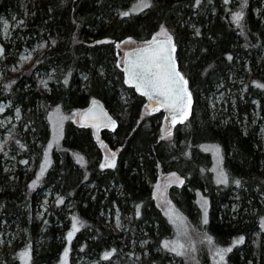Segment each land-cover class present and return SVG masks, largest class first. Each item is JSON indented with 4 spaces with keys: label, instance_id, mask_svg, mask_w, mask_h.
<instances>
[{
    "label": "trees",
    "instance_id": "1",
    "mask_svg": "<svg viewBox=\"0 0 264 264\" xmlns=\"http://www.w3.org/2000/svg\"><path fill=\"white\" fill-rule=\"evenodd\" d=\"M135 3L149 6L133 12L129 6ZM14 18L23 24L4 43V63L9 66L27 48L41 55L30 71L6 75L10 79L0 87V101L11 103L0 119L20 113L11 149L21 152L18 170L9 173L0 158V206L1 219L31 244L30 264L59 261L69 208L80 224L70 249L87 259L114 264L122 255L126 261L141 256L139 264H188L169 249L174 226L153 198V185L170 172L185 180L169 193L192 226L221 247L244 240L227 264H264L263 249L257 257L249 240L254 230L264 233V140L252 126L257 116L264 123V0H0V20ZM162 27L173 37L194 99L191 115L174 124L170 140L161 137L165 112L143 115L146 99L128 85L117 56L120 42H149ZM222 93L226 99L219 103ZM93 100L103 102L118 122L115 131L102 132L103 144L116 155L106 169L91 130L69 119L61 147H47L53 112L68 116ZM212 147L222 153L226 183L217 177ZM48 152L52 159L41 184L53 192L51 202L59 194L61 204L50 209L52 224L43 232L32 218L41 198L27 192L23 170L34 156L40 172ZM200 197L208 201L205 214ZM115 210L128 219L121 220V232L114 218L105 223L104 213ZM105 253L111 255L106 259ZM6 255L0 264H19L16 253ZM199 259L209 264L203 248Z\"/></svg>",
    "mask_w": 264,
    "mask_h": 264
},
{
    "label": "rangeland",
    "instance_id": "2",
    "mask_svg": "<svg viewBox=\"0 0 264 264\" xmlns=\"http://www.w3.org/2000/svg\"><path fill=\"white\" fill-rule=\"evenodd\" d=\"M29 1V0H28ZM142 4H137L133 6H129V9H131L133 12H137L143 7H140ZM242 15V11L240 12ZM23 24V20L19 18H14L13 22H9L5 19L0 20V87H5L7 80L10 78H6V75L16 76L19 74H23L29 71L33 67V65L36 63L38 58L40 57L41 53L37 48L34 49H26L24 50L20 55H18L17 59L12 63L6 65L4 63L5 61V55L3 54V51L5 50V42L12 41L15 34L17 33V30H20V26ZM162 29L166 31L167 35L161 34ZM169 37L173 40V37L170 33V31L164 27L160 28L153 36L152 40L157 39H169ZM145 42H139L133 38L125 39L124 41L119 43L118 52V66L122 69L124 66V56L125 52L134 48H137L139 46H142ZM44 49V48H42ZM4 63V64H3ZM13 78V77H11ZM42 82H46V78H41ZM1 93V90H0ZM3 98V97H2ZM218 101L219 103L226 99V95L220 94L218 95ZM230 100V97H228ZM194 101V99H193ZM11 103L8 101V99H3L0 101V116L3 114H7L8 110L10 109ZM193 106V104H192ZM81 109L75 110L74 112H71L68 116L62 114L60 111L55 110L52 114L50 126L52 129V136L49 141V151L51 148H54L55 146L61 147V138L63 135V124L66 120H71L75 124H79V113ZM152 111L148 109V106L146 105L143 109V115H149ZM192 112V109H191ZM14 114V115H13ZM191 115V114H190ZM259 117H255V121L252 123V126H258L259 129V135L264 140V123H260ZM20 120V113L18 110H15L14 113L8 114V116L0 119V158L2 159V162L4 163L5 171L9 173L11 170L13 171L18 170L17 166V160L18 155L21 153L18 149H11L13 140L15 139V135L18 134L19 130L17 129V123ZM259 120V122H258ZM182 121L181 123H183ZM249 127V124H245V129ZM27 128V127H25ZM176 126L172 123H170L166 117L163 121L162 127H161V137L163 139L170 140L173 138L174 131ZM27 130V129H25ZM264 146V143H263ZM103 152H104V159L101 162V166L103 168H108V166L115 160L114 156L115 153L113 151H110L108 147H106L104 144H101L99 146ZM212 150L214 151L215 156V166L214 169L217 173V177L219 180L226 177V172L222 165V153L221 151L216 148L212 147ZM34 156L31 157L29 162L24 167L25 172V179L23 181L24 187L27 189L28 193H33L36 197L41 198V202L37 204L32 212V218L33 220L39 222L42 226V231L46 232L48 228L51 226V221L48 219L49 216H53L51 214V208L55 204H61L60 199L58 195H54V201L51 202V196L53 195V192L49 187H44L42 183V178L44 176V173L48 169L49 162L52 159L50 152H48V155L46 157V161L43 163L44 167L39 172L36 167V161L34 160ZM43 171V175H41V172ZM223 174V176L221 175ZM14 177V176H13ZM19 177V176H18ZM17 177H15L16 179ZM11 178V180H15ZM185 183L184 178L179 175L176 172H170V173H163L158 181L153 185V198L156 202L157 207L161 210L163 215L169 220V222L174 226V235L171 238V240L168 242V245H170V248L172 251L175 252V254L183 253V258L186 259V262L188 264H201L199 262L200 257V249L203 248V250L207 251V256L209 260V264H227V258L228 254L231 251H225L222 253L223 259H221L220 250L222 249H233L235 245H239L244 243V240L242 242L237 243V241L229 244L228 246L221 247L217 245L210 236L207 235V232H203L198 230L196 227L192 226L188 222V220L185 218V216L177 209L175 206L173 200L170 197V189L173 186L181 187ZM35 185V186H33ZM41 190L38 195L36 194V191ZM199 205L201 207L202 212L205 214L208 211V201L207 199H204L200 197ZM71 206V205H70ZM54 207V206H53ZM238 210L237 204L234 205L233 209ZM71 212V213H69ZM2 208L0 206V255L1 256H8L9 254L16 253V256L18 257L19 264H30L31 262V249L28 242L25 241V239H22V236L25 234L21 230L14 228V230L11 229L10 224L5 219H1L2 215ZM56 215V214H55ZM104 215H107L105 217V223L111 224V218H114V227L118 232H121L125 226L123 227L121 220H128L127 216L126 218H121V211L115 210V215H113L110 211L108 213H104ZM104 218V217H103ZM65 221L68 222V225H64L62 227L61 236L62 241L65 242L64 244V253L60 257L59 261L55 264H100L98 260L95 259H87V257L81 253L75 252V249H70V245L72 244V240L76 235L77 230L80 228V224L76 217L73 215L71 208L68 209L66 219ZM57 222H61L60 220H57ZM64 222V221H63ZM74 225L75 229L74 230ZM61 226V225H60ZM69 233H72L71 238H69ZM263 230L257 229L254 230L249 238L251 241L250 247L254 254H257V257L259 255V251L263 249L264 251V240H263ZM241 241V240H239ZM144 244H141L140 247L143 248ZM182 245V247H181ZM176 249V250H173ZM76 251H78L76 249ZM67 253V255H65ZM74 253V254H72ZM72 254V255H71ZM177 254V255H178ZM141 255V254H140ZM129 256V255H128ZM138 256V255H137ZM138 258H141V256H138ZM137 257L134 259V257L129 256L128 261L125 260V257L122 255L114 261V264H139V260ZM4 263L6 262L3 259ZM132 262V263H131ZM7 264V263H6Z\"/></svg>",
    "mask_w": 264,
    "mask_h": 264
},
{
    "label": "snow or ice",
    "instance_id": "3",
    "mask_svg": "<svg viewBox=\"0 0 264 264\" xmlns=\"http://www.w3.org/2000/svg\"><path fill=\"white\" fill-rule=\"evenodd\" d=\"M147 6L149 5L146 3L140 5V7ZM125 15H127V13H125ZM241 18L242 16L240 13H237L234 17L237 22H239ZM161 34L167 35L166 31L163 29ZM153 44L156 46L153 47L150 45L148 48L141 49L137 60L129 61V67L125 69L128 72V83L134 84V86L137 87L138 90H141L143 95L148 96L149 99L163 97V100H158L159 104L169 108L174 113H183L186 102L190 104V93L187 91V81L176 69L172 56L174 48L169 47L171 45V38L169 37L167 41L160 42L156 41L154 38ZM172 120L173 123L176 122L175 115H173ZM41 175H43V171ZM221 175L223 176V174ZM219 182L226 183V177L222 178ZM237 183L239 182L237 181ZM206 222L207 220L205 219V223ZM74 230H76L75 225ZM71 236L72 233H69V238H71ZM239 242H242V239L241 241H237V243ZM167 246V243H165V247ZM225 251H231V249L220 250L218 254L221 255V259H223L222 253ZM179 254L183 253L181 252ZM65 255H67V253ZM110 255L111 253H105V258L107 259Z\"/></svg>",
    "mask_w": 264,
    "mask_h": 264
},
{
    "label": "water",
    "instance_id": "4",
    "mask_svg": "<svg viewBox=\"0 0 264 264\" xmlns=\"http://www.w3.org/2000/svg\"><path fill=\"white\" fill-rule=\"evenodd\" d=\"M167 40L168 39H157L156 41L160 42V41H167ZM150 45L153 47L156 46L155 44H153V40H151L149 42H145L142 46H139L137 48H134V49H131L125 52L123 71H124L125 79L127 83H128L129 77H128V72L125 69L129 67V61L137 60L140 54V50L148 48ZM169 47L174 48V51H172V56L175 62L176 69L187 81V91L188 93H190V104H187L186 102V106L184 108L183 113H180V112L174 113L169 108L163 106L162 104H159L158 100H163V97H159L156 99H149V97L146 95H143L142 91L138 90L137 87L134 86V84L128 83V85L133 87L138 92L139 95H141L142 97L146 99V103L150 111L152 112L153 111H164L166 114V119L170 123L176 124L178 122H182L186 120V118L190 116L192 104H193V94L189 88V82L187 78L184 76V74L180 70L179 63L176 57V50H177L176 45L172 39H171V45ZM173 115L176 116L175 123H173V120H172ZM79 124L83 128L90 129L92 132L93 139L99 144L103 143V140H102L103 131L113 132L118 127L117 120L111 115V113L107 110L103 102H101L100 100L91 101L86 108L80 111Z\"/></svg>",
    "mask_w": 264,
    "mask_h": 264
},
{
    "label": "bare ground",
    "instance_id": "5",
    "mask_svg": "<svg viewBox=\"0 0 264 264\" xmlns=\"http://www.w3.org/2000/svg\"><path fill=\"white\" fill-rule=\"evenodd\" d=\"M3 64H4V63H3ZM29 71H30V70H29ZM209 154H210V153H209ZM114 159H115V160L110 164V165H112V166H113V165L115 164V162H116V155L114 156ZM109 167H111V166H109Z\"/></svg>",
    "mask_w": 264,
    "mask_h": 264
}]
</instances>
